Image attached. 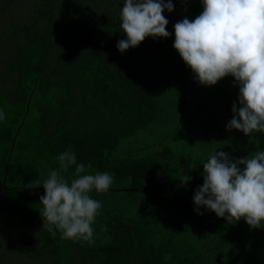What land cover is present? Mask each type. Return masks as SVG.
Here are the masks:
<instances>
[{"label":"trees","instance_id":"obj_1","mask_svg":"<svg viewBox=\"0 0 264 264\" xmlns=\"http://www.w3.org/2000/svg\"><path fill=\"white\" fill-rule=\"evenodd\" d=\"M123 2L0 0V264H264V228L194 210L210 153L264 151V133L227 130L234 77L201 85L173 47L202 0H172L171 35L121 53ZM69 149L113 177L90 193L91 244L43 227L42 183Z\"/></svg>","mask_w":264,"mask_h":264},{"label":"clouds","instance_id":"obj_2","mask_svg":"<svg viewBox=\"0 0 264 264\" xmlns=\"http://www.w3.org/2000/svg\"><path fill=\"white\" fill-rule=\"evenodd\" d=\"M202 5L194 20L184 18L174 25L173 47L201 85L234 77L239 106L233 103L227 130L246 136L264 133V0H202ZM165 10H174L172 0H124L120 20L127 38L117 42V49L124 53L146 37L168 38ZM5 115L0 111V120ZM57 159L60 169L51 171L42 183L43 227L59 230L62 239L94 243L92 225L102 204L90 193L107 192L113 177L107 172L86 174V166L77 162L71 149ZM73 165L75 178L69 181L61 170ZM202 165L203 184L193 196L197 214L203 215L199 209L204 207L228 223L243 218L250 229L264 228V151L233 158L216 150ZM189 180L184 174L181 182Z\"/></svg>","mask_w":264,"mask_h":264},{"label":"water","instance_id":"obj_3","mask_svg":"<svg viewBox=\"0 0 264 264\" xmlns=\"http://www.w3.org/2000/svg\"><path fill=\"white\" fill-rule=\"evenodd\" d=\"M260 233H261L262 235H264V232H263V231H260Z\"/></svg>","mask_w":264,"mask_h":264}]
</instances>
